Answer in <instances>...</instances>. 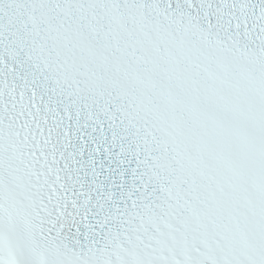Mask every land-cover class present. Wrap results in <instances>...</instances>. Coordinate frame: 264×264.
I'll return each mask as SVG.
<instances>
[{"label": "snow or ice", "instance_id": "1", "mask_svg": "<svg viewBox=\"0 0 264 264\" xmlns=\"http://www.w3.org/2000/svg\"><path fill=\"white\" fill-rule=\"evenodd\" d=\"M0 264H264V0H0Z\"/></svg>", "mask_w": 264, "mask_h": 264}]
</instances>
